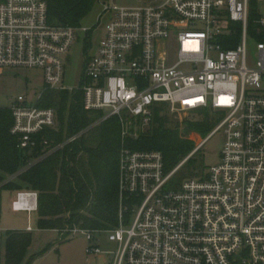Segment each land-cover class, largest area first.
Instances as JSON below:
<instances>
[{"label": "built area", "instance_id": "built-area-1", "mask_svg": "<svg viewBox=\"0 0 264 264\" xmlns=\"http://www.w3.org/2000/svg\"><path fill=\"white\" fill-rule=\"evenodd\" d=\"M97 0L101 20L108 15L96 54L81 72L83 107L108 113L78 135L52 147L44 132L57 130L55 109L40 108L19 96L10 106L12 134L24 152L42 149L27 170L83 134L112 118L121 124L119 152V223L106 231L118 250L110 264H264V14L249 32L251 0H149L144 7L112 6ZM190 27L176 25L173 16ZM203 25V29L199 28ZM236 27L239 28L237 31ZM177 29V61L170 64L166 41ZM78 28L53 26L46 0L0 2V75L9 68L40 69L45 89L63 85L65 58ZM87 30V29H86ZM88 31V30H87ZM256 40L257 63L249 66L248 40ZM228 46V47H227ZM166 105L171 115L216 110L224 119L192 157L216 133L224 141L218 163L178 190H166L183 163L166 173L159 151H134L138 139ZM23 170V171H25ZM14 213L38 210V193L19 191ZM88 256L105 255L94 233ZM0 227V264L3 259Z\"/></svg>", "mask_w": 264, "mask_h": 264}, {"label": "trees", "instance_id": "trees-1", "mask_svg": "<svg viewBox=\"0 0 264 264\" xmlns=\"http://www.w3.org/2000/svg\"><path fill=\"white\" fill-rule=\"evenodd\" d=\"M46 1L51 25L74 28L81 26L97 3V0ZM257 18L258 13L251 2L249 32L252 35L257 30ZM236 29L239 31L238 27ZM38 106L57 112L58 129L43 134L52 147L78 135L101 117L100 112L84 109L83 95L79 91L70 94L44 90ZM218 124L207 119L190 124L181 132L179 123L173 120L166 105H161L155 111L150 128L138 139L128 138L126 145L134 151L161 152L165 171L170 173L195 149L194 142L186 138L187 133L196 131L207 139ZM12 127L10 109L0 108V190L37 192V225L40 230H56L63 235L65 230L74 228L106 232L118 226L121 124L117 118L104 122L98 133L86 132L27 170L30 163L40 158L42 149L31 153L22 151L20 139L12 134ZM184 167L190 178L200 176L193 156L181 170ZM31 243L30 232H10L5 244V264H20Z\"/></svg>", "mask_w": 264, "mask_h": 264}, {"label": "rangeland", "instance_id": "rangeland-1", "mask_svg": "<svg viewBox=\"0 0 264 264\" xmlns=\"http://www.w3.org/2000/svg\"><path fill=\"white\" fill-rule=\"evenodd\" d=\"M108 1L112 6L129 8L144 7L149 4V0ZM251 2L255 5L257 13L264 14V0H251ZM101 13L102 7L100 4L96 3L91 13L83 20L81 26L78 27L74 45L65 58V78L63 85L70 90L67 91L70 94L77 92H72L71 90H77L80 87L82 69L87 59L92 58L96 54L99 43L104 37L105 28L110 21V17L106 15L100 20L99 17ZM173 20L176 21L177 26L179 25L183 28L190 27L188 29L192 28L185 20L179 19L175 15L173 16ZM199 28L203 29V25L199 24ZM177 33L178 30L173 29L170 39L166 41L170 64H174L177 61ZM256 44V40L250 37L248 40V60L249 66L251 67L256 65L258 59ZM44 89V72L42 70L28 68L5 69L3 74L0 75V108H10L13 101L19 96H25L30 103H35L44 92ZM260 89H264V85L257 90L259 91ZM54 92L60 93L64 91L58 90ZM100 113V118H102L108 113V110ZM171 116L173 120L179 123L181 132L186 131L187 126L190 124H196L207 119L215 120L217 123H220L224 119V114L222 112L211 109L180 113ZM102 124L92 128L88 133H98ZM88 133L87 137L89 136ZM186 138L194 142V151L200 147L205 140L204 137L196 131L187 133ZM223 141L224 134L220 131L210 138L203 147L198 150L199 152H196L197 154L193 155V159L195 158L197 160V168L200 172L199 177L190 178L188 171L185 170V166L172 177L166 186V190H178L186 181L199 179L203 176V173H208L209 167L218 163L220 159ZM188 158H186V160ZM15 193L16 191L11 193V191L0 190V227L3 230V245L6 244L7 236L12 231H29L32 234V243L20 264H99L96 257L88 256L86 253L87 247L92 244L86 236L79 234L70 237L67 230L64 231L63 235L56 230H40L37 225L38 214L36 212L31 214L14 213L11 210V203L15 198L13 195ZM94 237V244L100 247L108 264H110L118 250V243L111 242L108 238V233L105 231L94 233Z\"/></svg>", "mask_w": 264, "mask_h": 264}, {"label": "crops", "instance_id": "crops-1", "mask_svg": "<svg viewBox=\"0 0 264 264\" xmlns=\"http://www.w3.org/2000/svg\"><path fill=\"white\" fill-rule=\"evenodd\" d=\"M19 191H16V193L15 194H13L14 196H15V198H16V195H17V193H18ZM11 193H13V192H11ZM15 198H14V200H15ZM13 200V201H14ZM37 213V212H36ZM26 232H29V231H26ZM8 237V236H7ZM4 242V241H3ZM3 259H4V264H5V262H6V248H5V245H3ZM98 261H99V264H100V261L103 263V259L102 258H99L98 259Z\"/></svg>", "mask_w": 264, "mask_h": 264}, {"label": "water", "instance_id": "water-1", "mask_svg": "<svg viewBox=\"0 0 264 264\" xmlns=\"http://www.w3.org/2000/svg\"><path fill=\"white\" fill-rule=\"evenodd\" d=\"M100 264H103V263L100 261Z\"/></svg>", "mask_w": 264, "mask_h": 264}]
</instances>
